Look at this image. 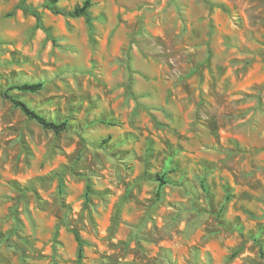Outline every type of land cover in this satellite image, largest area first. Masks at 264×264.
I'll use <instances>...</instances> for the list:
<instances>
[{
	"label": "rangeland",
	"instance_id": "obj_1",
	"mask_svg": "<svg viewBox=\"0 0 264 264\" xmlns=\"http://www.w3.org/2000/svg\"><path fill=\"white\" fill-rule=\"evenodd\" d=\"M85 1L0 0V264H264V0Z\"/></svg>",
	"mask_w": 264,
	"mask_h": 264
},
{
	"label": "trees",
	"instance_id": "obj_2",
	"mask_svg": "<svg viewBox=\"0 0 264 264\" xmlns=\"http://www.w3.org/2000/svg\"><path fill=\"white\" fill-rule=\"evenodd\" d=\"M53 2H58L60 0H52ZM92 8V2L91 0H86L82 5L76 6L73 10L68 11V12H63L54 9L55 14H63L67 17L70 18H85L90 30L93 29L92 25V15H91V10ZM44 87L43 83H26L23 85H17L11 87L9 90H18L20 92L24 93H36L40 90H42ZM6 98L10 99L11 102L30 119L33 121H36L39 125H41L44 129L53 131L55 134H61L62 132L66 131L68 129V124L67 123H57L55 121H51L44 116H42L40 113L36 112L32 108H30L25 102L18 100L17 98L9 95V93H6ZM158 180L161 182V186L166 184L165 177L164 176H159ZM162 188V187H161ZM76 239L79 243V256H82V245L83 241L80 239L79 235L76 234Z\"/></svg>",
	"mask_w": 264,
	"mask_h": 264
}]
</instances>
